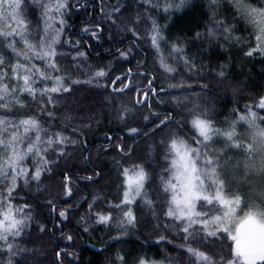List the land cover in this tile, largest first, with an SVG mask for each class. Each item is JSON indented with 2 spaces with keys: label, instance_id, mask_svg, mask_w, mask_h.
Listing matches in <instances>:
<instances>
[{
  "label": "trees",
  "instance_id": "1",
  "mask_svg": "<svg viewBox=\"0 0 264 264\" xmlns=\"http://www.w3.org/2000/svg\"><path fill=\"white\" fill-rule=\"evenodd\" d=\"M152 1L66 0L62 15L50 13L54 19L49 22L59 32L54 47L61 71L49 70V74L70 75L80 83L67 80L65 86L71 88V94H53V103L46 104L43 113L26 93L19 94L26 107L11 102L8 109H0V117L12 123L35 116L44 129V141L56 133L67 138L64 145L48 147L46 158L51 167L45 166L39 181L30 175L27 185L23 177L17 180L11 202L18 207L29 205L30 209L22 208L17 218L30 213L32 220L26 222L20 236L8 237L12 253L0 241V264H121L117 256L123 257V264H139L141 259L158 264H204L187 252L188 246L204 252L216 264L232 258V241L227 234L206 239L200 226L195 225L193 238L186 241L179 221L165 215L171 194L165 193L161 184V177L167 179L169 175L165 171L169 167L167 148L161 140L167 139L177 121L187 124L193 113H202L214 128L225 129L252 111L264 127V110L257 106L264 96V56L258 51L246 55L256 47L253 27L237 12L232 0H188L171 4L166 11L160 2ZM246 2L264 7V0ZM54 3L21 0L25 26L19 30L28 39L39 41L44 34V5ZM153 22L162 37L158 46H153L150 38ZM225 26L232 28L231 36L224 32ZM133 28L137 36H133ZM15 39L17 49H23L20 38ZM173 45L182 51L173 52ZM0 54L7 61L9 75V64L17 59L26 63L2 43ZM185 59L191 63L186 65ZM162 62L174 71H166ZM31 63L45 66L42 60ZM98 69L106 75L90 80ZM117 76L122 83H113ZM153 78L158 95L148 91L145 103V91ZM180 82L185 90L170 87ZM15 85L10 84V88ZM52 85L51 80L36 78L34 87ZM121 88L123 91H119ZM124 109L128 110L126 114ZM48 112L53 114L51 118ZM153 114H159V119L169 115L172 123L153 133L152 121L158 123ZM129 128L141 130L140 134H130ZM20 133L23 135V128ZM35 135L30 132L22 147H27ZM185 135L189 143H194L191 134ZM61 148L65 151L62 158L57 156ZM230 151L238 156L244 153L243 149ZM39 163L38 157L30 155L22 166L31 173ZM135 165H142L148 173L142 194L127 207H112L124 198L123 170L130 169L131 174ZM65 174L70 177V195L63 188ZM7 183L0 179V190ZM146 200L152 201L151 206ZM129 208L135 217L133 223H127L123 216ZM197 210L212 216L218 212L216 204L204 202L198 203ZM61 211L65 212L63 218ZM97 214L109 216L110 221L98 222ZM42 225L46 231H41Z\"/></svg>",
  "mask_w": 264,
  "mask_h": 264
},
{
  "label": "snow or ice",
  "instance_id": "2",
  "mask_svg": "<svg viewBox=\"0 0 264 264\" xmlns=\"http://www.w3.org/2000/svg\"><path fill=\"white\" fill-rule=\"evenodd\" d=\"M183 2V0H181ZM5 6L10 9V16L15 21V27L10 23L6 26H0V43L6 48L11 49L13 56L22 58L26 63H21L19 59L14 64H9L8 69H5L7 61L4 59L3 54H0V109H8L11 102L26 107L19 94L26 93L32 97L33 102L38 104V107L43 113L46 104L53 103V94L55 93H68L71 94V88L65 86L67 80H71V76L57 75L52 76L49 74L51 71H61L58 67L55 57L57 52L54 45L58 42L59 32L52 26L49 21L54 18L50 15L53 11L56 14L62 15V9L67 7L66 0H55L54 4L44 5V29L43 35L40 36L38 42L32 41L21 32L19 29L25 26V22L19 19L21 8V0H0V21L6 19ZM234 6L238 13L243 15V18L253 25V33L256 40V47L251 48L246 55L251 56L254 52L264 54V8L253 7L246 0H234ZM118 11V10H117ZM63 25V20L60 21ZM218 24L226 25V21H217ZM133 36H137L135 28L130 29ZM87 31V29H86ZM224 32L231 36L232 28L225 26ZM95 35V33H93ZM211 34V33H210ZM20 38L23 42V49L18 50L16 47V37ZM151 41L153 46H158V41L162 39L159 35V29L153 22V29L151 34ZM239 41V38H237ZM173 52L179 53L182 51L177 45H173ZM83 56V53H79ZM125 56L126 53H121ZM32 60L44 61V67H38L36 64L31 63ZM186 65L191 62L185 59ZM162 66L166 71L172 72L174 69L166 64ZM131 74L129 70L128 75ZM106 73L103 69H98L90 80L104 77ZM142 75L147 76V73ZM223 75V73H221ZM40 78L42 81L51 80L53 86L51 88L37 89L34 87L35 79ZM154 79L149 80L148 90L145 91V103L148 102V91H151L153 96L158 95L154 88ZM16 81L15 87H9L5 81ZM22 81V86L20 82ZM122 83L121 77L117 76L113 83ZM72 84H78L80 81L71 80ZM125 88L129 87L124 85ZM171 88H179L185 90V84L180 82L178 84H171ZM190 87V86H188ZM139 91V89H137ZM123 91V88L119 89ZM160 92L165 91L160 89ZM37 94L40 100L37 101ZM47 97V100H44ZM141 103V101H137ZM259 108L264 109V96L260 97L258 105ZM149 107L151 105L149 104ZM124 109V113H127ZM49 118L52 113L48 112ZM158 123L152 121L155 125L153 133L159 131L164 127H168L172 123L169 115H165L164 119H159ZM125 115L121 116L124 119ZM147 120L148 118L145 117ZM241 120L248 124L250 130L251 142L242 143L236 139L234 130H224L223 135L226 138L225 149H243L246 153L245 168L250 172H256L264 176V127L257 124V114L249 111L247 115L241 116ZM23 128V135L20 129ZM35 132V139L27 142V147H22L25 144V138L30 132ZM42 129L39 120L35 116H29L19 120V123H12L7 118L0 117V179L7 180L8 183L4 185V190H0V241L7 244V249L10 253L13 252V245L8 243V237H18L21 235L26 222L32 220V216L21 215L17 218V213L21 212L22 208H29L25 204L23 206H15L12 204L14 192L17 187V180L21 177L24 178L25 184H28V177L31 176L32 180L39 181L42 171L45 166L50 169V162L46 158L48 147L52 145L61 146L67 141L61 133H56L55 137L49 138L47 141L42 139ZM139 129L129 128L130 134L139 135ZM221 132L220 129L213 127V122L202 113H193L192 119L182 125L181 122H176V127L169 129L167 139L161 140L162 144L166 145L167 152L165 159L169 161V167L165 170L169 173L168 178L161 177V184L163 191L170 193L171 198L168 201V210L165 215L175 221H179L182 225V231L185 233V240L193 238L195 233V225H200L201 230L205 234V238L217 237L218 234H227L228 239L232 241L231 252L232 258L222 264H264V204L249 205V211L245 213L244 217L240 220L238 226L235 227L233 232V225L237 224V209L242 205L243 198L240 195H235L231 199L225 198L223 194L225 188V180L223 177V170L227 163L224 164L221 160L226 156L225 149H210L209 145L215 143L213 136ZM185 133L191 134L194 143H189ZM7 134V135H6ZM148 135V133H145ZM45 145V147H41ZM36 156L39 158L40 163L36 166L35 172H29L28 169L22 166L25 158L28 156ZM65 155L63 148L57 153V156L62 158ZM136 169L130 174V169L123 170L124 183L126 189L123 193V200L121 204L113 205L112 207L122 209L132 203L130 193L134 191L135 195H141L145 187V181L148 179V173L142 165H135ZM210 181L211 186L216 189L215 195L207 191L206 182ZM63 188L66 195L71 194L70 177L65 174ZM260 196L264 199V190H261ZM198 202H205L211 206L218 202L223 208L222 214L210 215L208 212L198 211ZM145 203L151 206L152 201L146 200ZM52 201L49 200V205ZM203 207V203L199 205ZM91 208L92 205H89ZM98 222L107 223L110 217L97 214ZM60 216L63 218L65 212L61 211ZM127 223H133L135 217L131 209L123 212ZM167 227V225H165ZM87 230V229H86ZM41 231H46L42 225ZM70 239V237H69ZM161 240L164 237H160ZM187 252L191 256H195L198 262L204 264H216L215 261L198 249L187 247ZM117 260L123 264V257L117 256ZM139 264H146L145 260L141 259Z\"/></svg>",
  "mask_w": 264,
  "mask_h": 264
},
{
  "label": "rangeland",
  "instance_id": "3",
  "mask_svg": "<svg viewBox=\"0 0 264 264\" xmlns=\"http://www.w3.org/2000/svg\"><path fill=\"white\" fill-rule=\"evenodd\" d=\"M186 1L188 0H183V2H181V0H153L152 3L157 4L160 2L164 11H166V10H170V7H172L171 4L175 5L177 3H185ZM232 2L234 3V0H232ZM18 11L20 12V9ZM9 13H10V9H7V6H5L6 19L0 21V26H6L10 23L13 25V27L16 26L15 21L12 20ZM21 18L22 17L20 13L19 19ZM251 26L253 27L252 24ZM260 54L264 56V54L262 53ZM5 82L9 84V87H10V84L11 86H13L14 83H16V81L14 80L5 81ZM20 85L22 86V81L20 82ZM260 120L261 118H258L257 116V124H259ZM215 129H218V128H215ZM220 130L221 132L219 134L213 136V140L215 141V143L209 145L210 149H217V150L225 149L226 138L223 135L224 130H234L236 133V139L239 142H242V143L251 142L250 130H249L248 124L245 121L241 120L240 117L235 121V123L230 125L228 128H225V129L223 128ZM229 150L230 149H225L226 156H224L223 159L221 160L222 164H224L225 161H230L227 163L226 167L223 170V177H224L225 185H226L224 188L223 194L225 195V198L227 199H231L235 195H240L243 198L242 205L237 209V213H238L237 224L233 225V232H234L235 227L238 226L240 220L244 217L245 213L249 211V205L264 204V199H262L260 196L261 190H264V176L256 172H250L248 169L245 168V161H246L245 152L241 153L238 156L231 151L229 152ZM206 187H207V191L214 196L216 189L214 186H211L210 181L206 182ZM130 196L132 197V203H133L137 195H135L133 191L130 193ZM214 204H216L218 208V212L215 215L222 214L223 208L221 207V205L218 202H215ZM197 226H200V225H197ZM146 264H158V263L146 262Z\"/></svg>",
  "mask_w": 264,
  "mask_h": 264
}]
</instances>
